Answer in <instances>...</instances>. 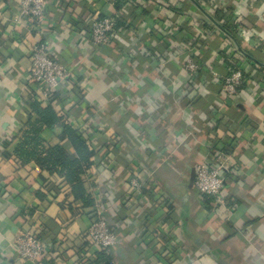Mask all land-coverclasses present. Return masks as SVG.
<instances>
[{
	"label": "crops",
	"instance_id": "crops-1",
	"mask_svg": "<svg viewBox=\"0 0 264 264\" xmlns=\"http://www.w3.org/2000/svg\"><path fill=\"white\" fill-rule=\"evenodd\" d=\"M105 16L118 27L98 47L91 24ZM45 17L51 55L72 71L48 99L30 80L36 32L20 0H0V264H36L14 249L28 228L46 244L43 264H95L85 232L99 212L117 235L114 264H264V0H47ZM188 56L200 63L196 79ZM227 63L244 67L232 96L220 84ZM35 98L94 150L83 176L93 206L17 155ZM61 134L40 137L67 144ZM215 161L224 189L205 198L193 172Z\"/></svg>",
	"mask_w": 264,
	"mask_h": 264
},
{
	"label": "built area",
	"instance_id": "built-area-1",
	"mask_svg": "<svg viewBox=\"0 0 264 264\" xmlns=\"http://www.w3.org/2000/svg\"><path fill=\"white\" fill-rule=\"evenodd\" d=\"M47 0H20L22 15L30 20V27L36 32V39L30 46L32 60L30 80L34 85V92L40 98H53L60 88V83L71 77L72 71L61 61L51 55V47L43 38L42 30L45 25V9ZM220 23L224 24L226 12L220 8ZM117 26L116 19L111 16L96 19L91 24V40L95 46L103 47L109 44L110 37ZM240 29V26H236ZM237 31V30H236ZM204 41V37L200 38ZM245 36L244 40H250ZM240 42V41H239ZM185 69L193 79H196L201 69L200 63L188 56L185 60ZM244 77L240 69L220 79L222 91L228 96L237 93L238 88L243 84ZM220 162L200 163L195 170V188L202 197L219 196L224 189V176ZM138 172L130 182L132 192L140 193L142 182ZM86 241L90 246L98 248L99 251L109 253L117 243V235L109 228L107 219L97 213L92 219L85 232ZM14 249L18 257L24 261H31L36 264H43L46 252V244L37 233L36 229L28 228L18 234L14 241Z\"/></svg>",
	"mask_w": 264,
	"mask_h": 264
},
{
	"label": "trees",
	"instance_id": "trees-1",
	"mask_svg": "<svg viewBox=\"0 0 264 264\" xmlns=\"http://www.w3.org/2000/svg\"><path fill=\"white\" fill-rule=\"evenodd\" d=\"M216 18L220 21L218 15ZM225 19L223 27L237 38V33L234 31L236 25L234 26L229 18ZM227 65L229 66V73L235 69H240L245 78L244 67L241 64L227 63ZM31 108L33 114L29 116L27 129L23 133V140L16 148V153L21 162L34 161L42 171L65 179L71 187V194L75 200H80L85 207L93 206L95 201L85 188L83 181V176L92 165L91 158L94 155V150L91 149L89 141L78 127H74L64 116L55 112L51 106H43L37 98L32 102ZM56 126L62 127L60 140L67 144L60 143L51 146L41 139L40 135L43 129H52ZM68 147L73 149V153ZM43 194V192H39L38 196L44 198L45 194ZM33 212L34 209L29 210L30 214ZM95 264H114L111 251L109 253L98 252Z\"/></svg>",
	"mask_w": 264,
	"mask_h": 264
},
{
	"label": "water",
	"instance_id": "water-1",
	"mask_svg": "<svg viewBox=\"0 0 264 264\" xmlns=\"http://www.w3.org/2000/svg\"><path fill=\"white\" fill-rule=\"evenodd\" d=\"M213 21L218 24V22L215 19H213ZM194 178H195V172H193V180Z\"/></svg>",
	"mask_w": 264,
	"mask_h": 264
}]
</instances>
